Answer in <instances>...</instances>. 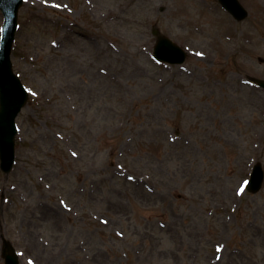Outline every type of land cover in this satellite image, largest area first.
Here are the masks:
<instances>
[{"label": "rangeland", "instance_id": "374dc122", "mask_svg": "<svg viewBox=\"0 0 264 264\" xmlns=\"http://www.w3.org/2000/svg\"><path fill=\"white\" fill-rule=\"evenodd\" d=\"M24 0L28 91L0 169L18 264H264V0ZM2 15L0 13V28ZM187 52L152 58L151 29Z\"/></svg>", "mask_w": 264, "mask_h": 264}, {"label": "water", "instance_id": "95a60500", "mask_svg": "<svg viewBox=\"0 0 264 264\" xmlns=\"http://www.w3.org/2000/svg\"><path fill=\"white\" fill-rule=\"evenodd\" d=\"M237 20L246 17L247 11L237 0H220ZM23 0H0V10L3 15L2 33L0 39V159L1 168L8 172L14 161V136L16 127L14 119L20 108L25 104L27 92L18 77L13 73L10 62V50L17 28V14ZM157 42L154 56L158 60L171 63H181L185 54L170 39L154 29ZM264 85V82L259 81ZM259 167V166H257ZM262 172L256 170L252 175L249 190L255 192L260 187ZM7 245V244H6ZM9 253L5 254L6 264H16V256L8 246Z\"/></svg>", "mask_w": 264, "mask_h": 264}]
</instances>
